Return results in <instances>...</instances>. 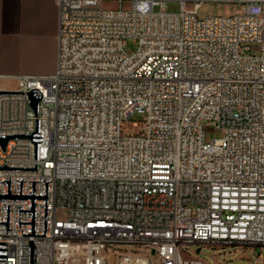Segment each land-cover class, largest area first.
I'll return each instance as SVG.
<instances>
[{
  "label": "built area",
  "instance_id": "1",
  "mask_svg": "<svg viewBox=\"0 0 264 264\" xmlns=\"http://www.w3.org/2000/svg\"><path fill=\"white\" fill-rule=\"evenodd\" d=\"M56 2L55 72L0 86L42 93L38 160L30 139L0 144V165L38 164L0 170V194L10 177V195L20 181L46 195L48 181L34 264H209L192 255L204 248L264 262V0ZM204 3L240 11L201 19ZM30 103L0 95V135L35 132ZM209 127L222 137L208 142ZM7 206L6 264H28L31 199H0V222Z\"/></svg>",
  "mask_w": 264,
  "mask_h": 264
},
{
  "label": "crops",
  "instance_id": "2",
  "mask_svg": "<svg viewBox=\"0 0 264 264\" xmlns=\"http://www.w3.org/2000/svg\"><path fill=\"white\" fill-rule=\"evenodd\" d=\"M58 26L56 0H0V74H53Z\"/></svg>",
  "mask_w": 264,
  "mask_h": 264
},
{
  "label": "water",
  "instance_id": "3",
  "mask_svg": "<svg viewBox=\"0 0 264 264\" xmlns=\"http://www.w3.org/2000/svg\"><path fill=\"white\" fill-rule=\"evenodd\" d=\"M11 95V94H28L31 99V109L35 112V132L32 134H12V135H0V144L5 151V147L11 139H30L34 144V160L39 158V145L43 142V134L40 132V117H39V101L42 98V93L38 89H33L30 92H8L0 91V95ZM37 165L35 168L31 167H8L6 165H0V170H18V171H37ZM8 185V195L0 194V199H31V210H22L19 207V212H32V222H19L20 224H32V233L23 234V236H30L29 241V252H28V264H34L36 256V247L33 244L32 236H46L47 223L45 220L44 235H35V199H46L45 206V217H47V192H48V181H42L46 183V195H35V184L39 181H33V195H22V183L20 181V195H10L11 191V177L10 180H4ZM3 182V181H2ZM9 217H10V206H7V222H0V224L7 225L9 230ZM7 257V243L0 242V264H6Z\"/></svg>",
  "mask_w": 264,
  "mask_h": 264
},
{
  "label": "rangeland",
  "instance_id": "4",
  "mask_svg": "<svg viewBox=\"0 0 264 264\" xmlns=\"http://www.w3.org/2000/svg\"><path fill=\"white\" fill-rule=\"evenodd\" d=\"M106 8L115 7L112 3H106ZM170 11H178L179 7L177 5L171 6L169 8ZM240 6L224 4V3H204L198 11V17L203 19L209 16H226L235 13H239ZM130 48L134 49L135 44L130 43ZM1 87L15 89L16 81L3 79L0 84ZM143 120V117L140 114H135L130 121H126L123 124V131L127 134H135L139 129L134 126L135 122L140 123ZM222 137V133L220 130L209 127L206 129V140L208 142L213 139H220ZM193 250H197V248H193ZM228 252L223 253L221 250H214L211 248H204L201 252H193V257L201 260L207 261L209 264H217L228 262L229 264H250L251 261L247 258H240L241 256L251 257V251L248 249L245 254H243L242 250H237L232 256H227ZM114 262V260H112ZM73 264H79L78 261ZM114 264V263H113ZM264 264V262L260 263Z\"/></svg>",
  "mask_w": 264,
  "mask_h": 264
}]
</instances>
